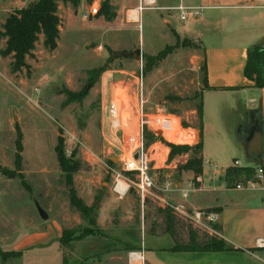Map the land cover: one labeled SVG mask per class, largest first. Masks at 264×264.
I'll return each mask as SVG.
<instances>
[{
  "label": "rangeland",
  "instance_id": "rangeland-1",
  "mask_svg": "<svg viewBox=\"0 0 264 264\" xmlns=\"http://www.w3.org/2000/svg\"><path fill=\"white\" fill-rule=\"evenodd\" d=\"M2 1L0 30L4 16L17 7L14 0ZM92 1H99L100 8L104 0H80L76 7L71 8L73 15L60 22L56 48L52 51L46 49L42 37L39 38L26 68L12 72L11 57L0 54V169H14L15 139L17 129H20L25 181L24 185L18 177L0 170V264H62L63 258L66 264H108L107 257L116 256V251L123 250L127 244L149 245L151 241L159 240L166 248L174 245L173 237L176 243H187L192 232L199 244L210 239H222L215 222H208L203 217L199 222L194 220L196 211L209 210L187 204L184 212L172 213L173 221L168 226L165 213L160 210V201L151 195L141 197L131 186L125 194H131L134 206L139 205V211L131 209L133 237L125 238L122 232L95 225L93 229L97 227L100 232L97 235L72 239L67 243L58 240L63 229L80 233L88 226L70 203L71 192H75L84 203L99 205L114 185V176L107 167L112 166L113 161L116 163L121 143L109 133L108 103L116 84L128 83L134 89L137 77L142 76L145 111L156 113L159 109L161 114H172L175 119L173 130L180 136L184 132H192L183 128L199 124L197 105L202 101L200 89L204 75V57L200 47L187 38H180L178 47L165 59L157 64L146 60L166 45L174 44L194 18L180 20L179 12L171 11L168 27L160 18L165 13L145 7L140 12L138 27L137 23L116 16L113 5L116 0H109L115 13L113 18L92 17V14L83 18ZM62 4L69 3L58 0L61 14L66 10V5ZM93 18H99L100 22L94 20L95 24L92 23ZM2 39L0 36V50L5 45ZM136 49L140 50L141 56L122 55ZM102 67L103 71L96 73ZM13 73L18 74L15 76ZM115 92L123 94V88L118 87ZM237 117V111L223 109L220 112L218 127L221 136L211 143L212 152L216 155L211 164L218 171L224 164H233L235 159L240 160L241 166L252 163L235 155L233 150L238 145L234 127ZM138 118L135 101L131 97L123 108L125 135L122 143H127L128 136L136 140ZM159 130H156L157 135L161 136ZM130 131L131 134L128 133ZM194 132L196 136V130ZM59 134L63 138L61 149L78 166L71 172L70 182L68 174L59 166L55 151ZM179 140L174 142L185 143ZM154 149L153 157L160 158V146ZM191 155L189 151L174 154L172 158H182L174 161L173 171L179 172V167L187 161L182 163L183 157L188 159ZM209 165L205 164L207 173L212 170ZM115 167L118 168L117 165ZM150 174L158 185L167 179L173 181L170 170L159 174L150 168ZM154 192L164 198L176 193L156 189ZM124 195L119 197L115 193V203H120ZM36 203L45 210L47 219L40 217ZM116 210L119 212L115 223L119 226V216L122 218L125 213L122 212L124 209ZM223 241L232 248L209 252L235 250ZM231 260L239 263L238 258L232 257ZM253 264L264 263L255 258Z\"/></svg>",
  "mask_w": 264,
  "mask_h": 264
},
{
  "label": "crops",
  "instance_id": "crops-1",
  "mask_svg": "<svg viewBox=\"0 0 264 264\" xmlns=\"http://www.w3.org/2000/svg\"><path fill=\"white\" fill-rule=\"evenodd\" d=\"M30 1L32 0H14L13 3L17 5L16 8H21ZM98 2L94 1L96 7H99ZM0 3L3 4L4 2L0 0ZM138 4L139 0H130L129 2L116 0L113 2L117 17H123L127 22L137 23L139 27L141 11H136L135 15L132 14ZM65 5L66 10H62V14V7L58 5L60 22L62 19L65 21L73 15L71 10L73 6ZM178 5L203 7L201 15L192 17L191 19L194 18L193 22L179 34V38H187L200 47L205 61V83L202 81L203 86L200 89L202 126L201 129L198 126L183 128L197 132V139L185 144L194 145L198 141L202 142V174L194 179L191 170H180L175 173L173 171L176 165L174 161L179 160L182 156H177V158L168 161L169 147L158 139L150 144L151 166L159 174L170 170L174 184L179 186H183L192 180H200L198 184L204 188V191L190 193L188 205L216 213L215 224L219 229L221 238L231 244L235 250L215 253L198 250L177 251L172 249L176 244L173 237L174 245L166 248L159 240V242L151 241L149 245H145V243L140 245L137 242V244H127L123 250L116 251V256H120L109 255L107 257L108 264L238 263L231 260L232 257L239 259L238 264H247L246 262L253 264L255 258L264 263V246L256 244L259 238L264 239V181L253 187H247L245 184H243L245 185L243 188L228 187L223 175L225 168L229 165L226 164L225 166L224 164L221 166L222 169L218 171L215 169V165L211 164L212 159L216 156L212 152L211 143L218 139L217 136H221L218 125L221 123L220 112L223 109L238 112V117L234 123L238 142V145L233 147L235 155L243 156L246 159L256 158L257 155L261 154L260 164H264L263 148L259 143L260 134L257 132L259 123L264 119V87L255 86L252 80L244 76L247 50L254 46L264 48V0H155V8L149 9H157L165 13L160 18L169 27V13L176 11L174 7ZM90 6L91 4L88 9ZM7 15L4 17L6 18ZM91 16L94 17L95 14ZM94 20L100 22L99 18H93L91 22L93 23ZM2 40L5 43V38ZM26 62H28V57ZM16 74L18 73H13L15 76ZM120 85L125 86L126 89L129 88L128 83L116 84L112 88L111 95L116 93L115 90ZM108 128L110 133L109 123ZM139 130L138 124L137 134ZM128 133L131 134V131ZM171 133L172 131L168 132L167 138ZM124 135L125 130L123 128ZM168 139L166 140L175 143ZM157 145L160 146V158L153 157L156 152L154 147ZM184 158L186 157H183L182 163L187 160ZM206 163H210L209 167L212 169L208 173L205 167ZM239 165L241 166L240 163ZM248 165L256 166L258 164L251 163ZM114 195L113 189H109V193L104 196L105 201L102 200L99 205H96V225L109 231L122 232L125 238H131L133 237V229L131 228L133 211L131 209L139 211V205L134 206V200L129 193L124 195L120 203H115ZM166 196L175 202L181 200L178 193H174L171 195L172 197ZM82 199L85 201L84 197ZM85 204L90 206L86 201ZM106 205L107 208H105ZM119 208L124 209L122 212L125 213L122 218L119 216L120 225L123 227L117 226L115 223L117 222L116 214L119 212L116 209L119 210ZM129 251H137L140 257L129 256ZM99 264L104 263L100 262Z\"/></svg>",
  "mask_w": 264,
  "mask_h": 264
},
{
  "label": "trees",
  "instance_id": "trees-1",
  "mask_svg": "<svg viewBox=\"0 0 264 264\" xmlns=\"http://www.w3.org/2000/svg\"><path fill=\"white\" fill-rule=\"evenodd\" d=\"M64 3H69L73 7H76L80 0H62ZM95 15H102L106 19H111L115 16V13L111 10L109 0H104L101 7L98 8ZM60 33V17L58 15V0H32L26 6L21 8H15L11 11L4 22L2 23L0 36L5 38L4 48L0 50L2 56H10V67L12 72H19L22 68H26V58L33 55V51L36 46V42L42 37L43 46L52 51L57 46V41ZM179 36H177L176 42L172 45H166L162 50L155 55L146 58L147 61L152 63H158L164 59L167 54L173 52L179 45ZM103 71L102 68H98L96 73ZM203 82L205 83V61L203 66ZM244 76L254 82L257 87H264V48L261 46H254L247 50V57L244 66ZM206 85V84H205ZM179 98V97H178ZM197 111L199 116L198 127L201 129L202 121V105H197ZM186 126L185 123H183ZM147 143L150 144L155 140H160L169 147L168 158L170 160L174 154H180L182 152H191V156L187 161L179 167L181 170H191L194 174V179L202 174V142L198 141L194 145L189 144H177L166 141L163 137L154 134L153 132H146ZM63 146V138L59 134L57 136V143L55 145V151L57 153V159L62 171L66 172L67 179L70 182V174L75 171L78 166L75 160L71 161L70 156L66 155ZM22 133L20 129H17V135L15 139V155H14V169H0L3 173L18 177L22 184L25 185L24 176L22 173ZM74 151H72L73 154ZM113 164V163H112ZM264 170V164H263ZM1 171V172H2ZM255 167L254 166H234L229 165L224 170V181L226 186L233 187L237 183H245L247 180H254ZM70 203L81 214L82 218L88 223L80 233H74L73 229H63L61 236L58 238L60 242H69V240H78L90 235H97L100 233L96 225V205H86L75 192H71ZM162 213H165L168 226L173 221L174 214L169 208L160 209ZM196 236L192 232L190 234L189 241L187 243H176L173 250L177 251H216L223 249H231L232 247L227 245L222 239L216 241L214 239L207 240L206 242L199 244L195 240ZM66 259L63 258V263L66 264Z\"/></svg>",
  "mask_w": 264,
  "mask_h": 264
},
{
  "label": "built area",
  "instance_id": "built-area-1",
  "mask_svg": "<svg viewBox=\"0 0 264 264\" xmlns=\"http://www.w3.org/2000/svg\"><path fill=\"white\" fill-rule=\"evenodd\" d=\"M154 4L155 0H139L137 8L132 14L135 15L136 11L140 12L145 7L155 8ZM98 8L99 7H96L94 2H92L90 9L83 13V18H87L90 14H95ZM202 8V6L185 5H178L174 7V9L179 12L178 17L180 20H186L188 17L200 16ZM119 87L123 88V94L114 93L111 95L108 103L110 134L114 138L116 137V140L121 143L116 163L107 167L114 176V185L112 187L113 191L117 193L119 197H122L132 186L140 193L141 197L144 195H151L155 197L158 201H160V206L163 209L169 208L173 212H184L186 205L188 204L190 193L204 191V188L198 184L200 180H192L183 186H178L177 184H174L172 180L167 179L164 180L162 184L158 185L154 181L153 175L150 174V168H152L150 157L151 143H147L148 140L146 132L148 131L154 133L157 129H160L161 136L165 139L166 132H171L174 129L173 126L175 125V119L172 118L173 115L167 113L161 114L159 109L156 113H148L145 111L146 99L144 95L142 76L137 77L136 87L134 89H131L130 87L126 89L123 85H120ZM131 97H133L135 101L136 112L139 115L138 124L140 130L137 134L136 140L128 136L126 140L127 143H122V140H124L122 125L123 108L125 102L129 104ZM173 131L176 132V130ZM194 133L195 132L192 130L189 135L194 136L195 139ZM116 165L118 168L115 167ZM233 165L240 166L238 160H234ZM254 167V180L249 179L245 183H237L235 185L236 188H243L245 185L247 187H253L264 181L263 164H258ZM154 189L159 190L160 192H176L180 195L181 200L175 202L170 198H164L160 194H156ZM202 217L208 222L216 221V213L212 211L198 210L195 212L194 220L196 222H199ZM256 244L258 246H264V239L259 238L256 241ZM129 256L140 257L136 252H130Z\"/></svg>",
  "mask_w": 264,
  "mask_h": 264
},
{
  "label": "water",
  "instance_id": "water-1",
  "mask_svg": "<svg viewBox=\"0 0 264 264\" xmlns=\"http://www.w3.org/2000/svg\"><path fill=\"white\" fill-rule=\"evenodd\" d=\"M138 55L140 56V50L139 49H136L135 51L133 52H125V53H122V55L124 56H131V57H135V55ZM257 132L260 134V146L261 148H263V154H264V119L261 120V122L259 123L258 127H257ZM156 134L158 133L157 131L155 132ZM261 157L262 155H257L256 158H246L249 162H252V163H257V164H260L261 163ZM113 163H115L113 161ZM36 207H37V210H38V213L40 215V217L42 219H47L48 215L47 213L45 212V210L43 208H41V206L36 203Z\"/></svg>",
  "mask_w": 264,
  "mask_h": 264
},
{
  "label": "bare ground",
  "instance_id": "bare-ground-1",
  "mask_svg": "<svg viewBox=\"0 0 264 264\" xmlns=\"http://www.w3.org/2000/svg\"><path fill=\"white\" fill-rule=\"evenodd\" d=\"M173 132V131H172ZM172 135H171V138H170V140H172V141H176V139H180V140H182V143H184V141H185V143H187V142H192L193 141V139H194V136H190L189 134H186V132H184V134L183 135H181L180 136V134L179 133H175V132H173V133H171ZM195 138H196V136H195ZM179 140V141H180Z\"/></svg>",
  "mask_w": 264,
  "mask_h": 264
}]
</instances>
